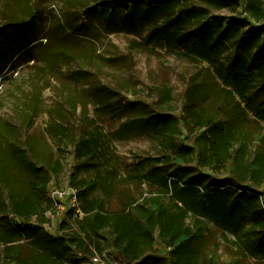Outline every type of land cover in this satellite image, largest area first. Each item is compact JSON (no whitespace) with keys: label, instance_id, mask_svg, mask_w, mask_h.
<instances>
[{"label":"trees","instance_id":"1","mask_svg":"<svg viewBox=\"0 0 264 264\" xmlns=\"http://www.w3.org/2000/svg\"><path fill=\"white\" fill-rule=\"evenodd\" d=\"M90 9L111 33L150 26L137 45L206 64L225 103L213 109L195 78L181 116L163 87L159 111L126 118L114 133L92 126L74 142L50 122L46 136L68 139L76 161V205L56 235L46 231L57 210L48 186L63 156L12 145L0 157V264H89L106 251L121 264H264V0H99ZM32 35L11 39L8 52L23 56ZM108 99L110 116L128 112ZM248 122L255 136L240 130ZM133 135L147 137L152 153L120 155L116 142ZM210 226L234 247L229 260Z\"/></svg>","mask_w":264,"mask_h":264},{"label":"rangeland","instance_id":"2","mask_svg":"<svg viewBox=\"0 0 264 264\" xmlns=\"http://www.w3.org/2000/svg\"><path fill=\"white\" fill-rule=\"evenodd\" d=\"M97 1L0 0V157L7 159L12 145L26 148L32 144L39 156H63L64 172L51 181L49 194L70 186L69 177L76 165L68 139L57 143L46 136L50 122L64 125L74 142L92 126L114 133L126 118L143 110L159 111L155 91L163 87L171 89V105L181 116L186 93L195 78L213 109L225 103L221 85L206 64L190 63L165 50L137 45L150 26L136 35L122 26L121 31L111 33L92 17L94 11L90 8ZM239 15H245L243 9ZM22 32H30L36 41L23 56H14L7 44ZM108 98L119 106L129 104L128 112L110 116L103 107ZM240 130L252 136L259 132L252 122L243 124ZM181 131L186 134L183 127ZM116 146L118 153L127 158L152 153L145 136L133 135L117 141ZM72 207L69 198L58 204L55 214L49 215L46 231L56 235ZM210 230L221 244V260H229L234 247L224 243L213 227ZM227 237L233 241L232 236ZM157 247L165 256L167 249ZM96 258L97 262L91 259L89 264H121L112 251Z\"/></svg>","mask_w":264,"mask_h":264},{"label":"built area","instance_id":"3","mask_svg":"<svg viewBox=\"0 0 264 264\" xmlns=\"http://www.w3.org/2000/svg\"><path fill=\"white\" fill-rule=\"evenodd\" d=\"M49 195L56 207L66 198L71 200L73 207L76 205L77 191L69 186L63 189H55ZM93 261L97 262V258H93Z\"/></svg>","mask_w":264,"mask_h":264}]
</instances>
